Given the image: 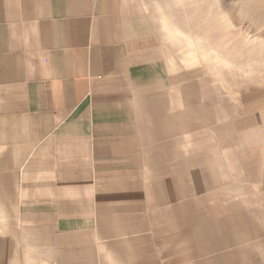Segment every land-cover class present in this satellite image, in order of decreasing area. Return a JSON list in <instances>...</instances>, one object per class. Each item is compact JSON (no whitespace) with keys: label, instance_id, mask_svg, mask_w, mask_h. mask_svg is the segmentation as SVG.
I'll list each match as a JSON object with an SVG mask.
<instances>
[{"label":"crops","instance_id":"1","mask_svg":"<svg viewBox=\"0 0 264 264\" xmlns=\"http://www.w3.org/2000/svg\"><path fill=\"white\" fill-rule=\"evenodd\" d=\"M219 0H0V264H264V36Z\"/></svg>","mask_w":264,"mask_h":264},{"label":"rangeland","instance_id":"2","mask_svg":"<svg viewBox=\"0 0 264 264\" xmlns=\"http://www.w3.org/2000/svg\"><path fill=\"white\" fill-rule=\"evenodd\" d=\"M238 28H246L251 36H264V0H219Z\"/></svg>","mask_w":264,"mask_h":264}]
</instances>
